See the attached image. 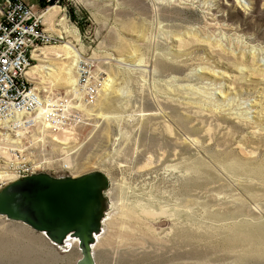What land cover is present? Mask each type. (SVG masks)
Here are the masks:
<instances>
[{"label":"rangeland","instance_id":"1","mask_svg":"<svg viewBox=\"0 0 264 264\" xmlns=\"http://www.w3.org/2000/svg\"><path fill=\"white\" fill-rule=\"evenodd\" d=\"M52 6L61 12L46 28L63 40L47 47L68 44L93 59L114 91L103 84L74 135L3 141L0 172L22 161L56 177L103 172L108 239L95 243L96 264H264V0ZM61 60L70 62L50 63ZM123 207L136 218L121 219ZM81 256L0 216V264H78Z\"/></svg>","mask_w":264,"mask_h":264},{"label":"built area","instance_id":"2","mask_svg":"<svg viewBox=\"0 0 264 264\" xmlns=\"http://www.w3.org/2000/svg\"><path fill=\"white\" fill-rule=\"evenodd\" d=\"M46 10L24 0L0 3V132L5 133L7 125L14 130L35 131L38 123L31 117L37 115L52 131L77 127L86 121L88 108L102 93L103 79L91 58L77 64V83L64 94L38 87V75H28L40 64L39 49L63 40L47 30L43 19ZM44 169V163L11 162L1 170L8 171L14 179L1 183L0 188Z\"/></svg>","mask_w":264,"mask_h":264},{"label":"water","instance_id":"3","mask_svg":"<svg viewBox=\"0 0 264 264\" xmlns=\"http://www.w3.org/2000/svg\"><path fill=\"white\" fill-rule=\"evenodd\" d=\"M108 186L101 171L77 177L37 173L0 190V216L44 234L54 245L76 238L82 255L78 264H96L92 245L102 230Z\"/></svg>","mask_w":264,"mask_h":264},{"label":"bare ground","instance_id":"4","mask_svg":"<svg viewBox=\"0 0 264 264\" xmlns=\"http://www.w3.org/2000/svg\"><path fill=\"white\" fill-rule=\"evenodd\" d=\"M156 9V6L154 7ZM61 12V9L59 7L56 6H52L50 8H48L44 13H43V19L44 22L47 24L49 21H51L53 19V17L58 16ZM64 20V19H63ZM122 41V40H121ZM47 47V46H46ZM40 64L38 65L37 68H33L29 71L28 75L32 76L33 74L38 75L35 76L37 79V83L39 85H41L42 83V89H46L47 86L45 84L50 83L51 85H55V84H59V85H63L65 88H70L68 89L66 92H69L73 87H75L76 83H77V64L82 61L84 59L83 56H80L78 54V52L70 47L68 44H63L60 46H49L47 48L42 47L39 49V54L37 55ZM59 58H63L64 60H70V62H63V60H61V64L59 66H55L54 63H50L51 59H59ZM48 64V65H45ZM45 71H47L48 73H46ZM204 71V70H203ZM45 72V73H44ZM206 73V72H205ZM109 80V79H107ZM113 80V79H112ZM41 82V83H40ZM110 82V83H107ZM44 84V85H43ZM108 88L109 93H112V81H102V87ZM48 85V84H47ZM112 88V89H111ZM103 89V88H102ZM114 91V90H113ZM98 100V99H97ZM96 100V101H97ZM95 101V102H96ZM94 105V104H93ZM92 105V106H93ZM92 106L90 108H88V113H87V119L85 122H83L82 125H85V123L89 120L90 117V110L92 108ZM124 106V105H123ZM207 106V105H206ZM117 109V108H115ZM218 110V109H217ZM122 112V111H120ZM142 115V114H141ZM149 115V114H148ZM31 118H34L37 123H38V127L36 128L35 131H23V130H14L12 129V127L10 125H7V131L5 133L0 132V146L3 143V141L7 142L9 144H13V145H17L20 144L23 139L26 138H31L33 140L36 139L37 135H41V141L44 140L47 135H52L54 137H58V133H69L71 131V133L74 135V131H76L79 127H81L82 125H79L77 127L68 129H62V130H58V131H52L49 130V126L46 125L44 122L40 121V115L37 116H32ZM122 118V117H121ZM143 119V118H142ZM120 120V119H119ZM137 120V119H136ZM114 121V120H113ZM122 126V125H121ZM24 129V128H23ZM170 130V129H169ZM49 132V133H47ZM56 132V133H53ZM47 133V134H46ZM186 139V138H185ZM12 142V143H11ZM177 144V143H176ZM177 148V147H176ZM0 149H2L0 147ZM178 153V152H177ZM50 163V162H49ZM65 168H69V167H65ZM47 173V172H46ZM66 177V176H64ZM74 177V176H71ZM108 178V177H107ZM14 179V177L12 176V174H10L8 171H3L0 172V182L3 183L7 180H12ZM109 181V178H108ZM14 182V181H13ZM11 182V183H13ZM0 183V184H1ZM10 183H8L7 185H9ZM110 184V183H109ZM5 185V187L7 186ZM109 187V186H108ZM112 192V191H111ZM112 196V195H111ZM106 198V197H105ZM112 200L113 197H111ZM107 199L103 202L102 208L101 210L103 211V208L108 209L109 205L106 202ZM117 201V200H116ZM115 203V202H114ZM117 203V202H116ZM115 207V206H114ZM119 207V206H118ZM122 207V206H121ZM117 208V207H116ZM130 208V207H129ZM143 211L145 213H150L146 208H142ZM152 210V209H151ZM140 211V210H139ZM121 216L120 217H124V218H128L133 220V218L135 217V213L134 210L132 209H128V207H123L122 211H120ZM142 212V211H141ZM152 212V211H151ZM160 213V211H159ZM164 213V212H163ZM111 214V213H110ZM114 215V214H113ZM138 215V214H137ZM170 215V214H169ZM123 217L121 219H123ZM145 217V216H144ZM148 217V216H147ZM146 217V218H147ZM155 217V216H154ZM157 217V216H156ZM136 218V217H135ZM106 219V218H105ZM115 219V218H114ZM118 220V219H117ZM136 220V219H135ZM110 221V220H109ZM115 221V220H114ZM111 224H114L113 220L111 221ZM107 223V222H106ZM134 223V222H133ZM139 223V222H138ZM135 224V223H134ZM142 224V223H141ZM108 225V223L106 224ZM131 225V224H130ZM138 225V224H137ZM117 226V225H116ZM133 226V225H132ZM112 227V225H111ZM148 227V226H147ZM155 228V227H154ZM111 229V228H110ZM113 229V228H112ZM135 229V228H134ZM133 229V230H134ZM139 229V227H138ZM150 229V228H149ZM153 229V228H152ZM109 230V229H108ZM145 230V229H144ZM113 231V230H112ZM111 231V232H112ZM125 231V230H124ZM153 231V230H152ZM110 232V231H109ZM142 232V231H141ZM146 232V231H145ZM158 232V231H157ZM107 233V232H106ZM126 233H124L123 235H125ZM145 234V233H144ZM106 235L103 233V230H101L100 233H96L94 235L95 238V243L96 242H101L102 239L105 237ZM129 236V235H128ZM131 236V235H130ZM123 240L126 239V237L122 236ZM135 237V236H134ZM151 237V236H150ZM133 238V237H132ZM131 238V240H132ZM105 239H108V236L105 237ZM128 239V238H127ZM135 239V238H134ZM130 240V241H131ZM157 240V239H156ZM134 241V240H133ZM140 241V239H139ZM107 242V241H106ZM122 242V241H121ZM127 242V241H126ZM136 242V241H135ZM102 243V242H101ZM104 243V242H103ZM125 243V242H124ZM131 243V242H130ZM139 243V242H138ZM137 243V244H138ZM99 244V243H98ZM58 247L63 248V250L65 251H69L71 249L74 248H78V250H80L79 247V241L76 238L73 237H69L63 244H56ZM101 245V244H100ZM127 245V244H126ZM131 245V244H130ZM136 245V244H135ZM98 246V245H97ZM137 246V245H136ZM94 247L95 244L92 245V249L94 251ZM124 247V246H123ZM98 248V247H97ZM93 257H94V253H92Z\"/></svg>","mask_w":264,"mask_h":264},{"label":"trees","instance_id":"5","mask_svg":"<svg viewBox=\"0 0 264 264\" xmlns=\"http://www.w3.org/2000/svg\"><path fill=\"white\" fill-rule=\"evenodd\" d=\"M59 0H50V2L48 3L47 0H39V5L42 9H45L47 7H49L50 5H54L56 4V2Z\"/></svg>","mask_w":264,"mask_h":264},{"label":"crops","instance_id":"6","mask_svg":"<svg viewBox=\"0 0 264 264\" xmlns=\"http://www.w3.org/2000/svg\"><path fill=\"white\" fill-rule=\"evenodd\" d=\"M24 1H25V2H27V3H29V2H28V1H26V0H24ZM31 4H34V3H32V2H31Z\"/></svg>","mask_w":264,"mask_h":264}]
</instances>
